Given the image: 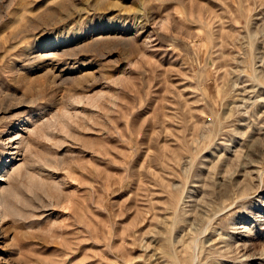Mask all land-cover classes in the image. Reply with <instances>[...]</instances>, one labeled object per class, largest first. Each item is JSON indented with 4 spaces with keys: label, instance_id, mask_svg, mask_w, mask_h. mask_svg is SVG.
Segmentation results:
<instances>
[{
    "label": "rangeland",
    "instance_id": "rangeland-1",
    "mask_svg": "<svg viewBox=\"0 0 264 264\" xmlns=\"http://www.w3.org/2000/svg\"><path fill=\"white\" fill-rule=\"evenodd\" d=\"M0 201V264H264V0H0Z\"/></svg>",
    "mask_w": 264,
    "mask_h": 264
},
{
    "label": "bare ground",
    "instance_id": "bare-ground-1",
    "mask_svg": "<svg viewBox=\"0 0 264 264\" xmlns=\"http://www.w3.org/2000/svg\"><path fill=\"white\" fill-rule=\"evenodd\" d=\"M0 206H2V202H1V201H0ZM187 231H188V230H187ZM184 233H185V232H184ZM182 234H183V233H182ZM182 236H183V235H182ZM176 239H177V238H176ZM186 239H187V237H186ZM190 239H191V238H190ZM178 240H179V238H178ZM178 240H177V241H178ZM181 241H182V240H181ZM181 241H179V242H181ZM174 242H175V241H174ZM181 243H182V242H181ZM186 243H187V242H186ZM186 243H185V244H186ZM175 250H176V249H175ZM182 250H183V247H182ZM184 250H185V249H184ZM182 252H184V251H182ZM184 253H185V252H184ZM184 253H180V254H184ZM173 256H175V255H173ZM158 261H159V260H158ZM175 261H177L176 258H175ZM176 263H177V262H176ZM177 264H178V263H177Z\"/></svg>",
    "mask_w": 264,
    "mask_h": 264
}]
</instances>
